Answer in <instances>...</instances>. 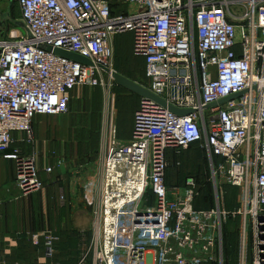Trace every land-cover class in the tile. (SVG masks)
<instances>
[{
	"label": "built area",
	"instance_id": "1",
	"mask_svg": "<svg viewBox=\"0 0 264 264\" xmlns=\"http://www.w3.org/2000/svg\"><path fill=\"white\" fill-rule=\"evenodd\" d=\"M16 2L24 34L0 37V155L14 163L20 195L44 185L33 157L11 150L13 134L33 143L34 117L67 113L75 88H102L111 99L116 37H132L145 89L163 103L140 99L126 143L115 140L114 124L107 127L100 170L107 178L110 164L135 168L126 186L132 196L115 209L111 225L110 210L99 204L93 242L79 264L88 256L90 264H222V225L230 217L241 222L244 249L249 235L254 240L253 264H264V0ZM105 113L104 120L114 115L113 104L106 102ZM195 145L212 188V207L204 210L194 208L200 195L194 178L173 190L165 184L167 155ZM226 186L239 190L232 212L225 210ZM51 244L44 264H55Z\"/></svg>",
	"mask_w": 264,
	"mask_h": 264
},
{
	"label": "rangeland",
	"instance_id": "2",
	"mask_svg": "<svg viewBox=\"0 0 264 264\" xmlns=\"http://www.w3.org/2000/svg\"><path fill=\"white\" fill-rule=\"evenodd\" d=\"M8 12L10 13L9 17L7 16ZM19 16L20 13L15 0H12V4H10L9 0H0V26L2 21L5 20L6 24L3 30L6 36L24 34V29L21 30L14 25L19 20ZM131 44L132 38L129 34L115 38L113 43V69L115 72L120 70L138 84L146 86L147 79L145 78L143 60L133 55ZM110 94L111 99L106 102L110 105L113 104L114 115L105 120L103 119V126H97V123H91L90 120L88 122V128H90L88 135L92 138L96 137V140L100 135L107 139L111 137V133L107 129L109 124L117 125L118 128H126L131 124L133 125V112L138 107L139 97L114 85L110 88ZM100 96H102V88L94 92L96 99H101ZM122 131L124 130L122 129ZM117 135L120 138L121 131L119 133L117 130ZM96 140L92 141V146L95 150L97 148ZM167 162L165 184L169 190L183 187L186 178L190 175L194 176L195 181L197 176L199 177V185H202L206 180L207 167L197 145L187 150L169 153ZM97 170L94 169V171ZM103 172V169H99L101 176L99 175V177L97 176L94 179L95 183L91 189L93 190L94 204L90 208L83 205L85 208L80 206L76 209L68 208L59 211L53 207L40 208L33 204L32 213L29 216L31 221L29 224V219L25 214L22 216L16 214L12 218L8 215V234L12 237L9 243H14L13 245L17 246L18 251H5V264H38L39 261L41 262L44 259L47 240H51L52 243L56 257H54V263L79 264L93 242V230L97 224V202L101 197V188L103 187ZM184 174H187L186 178H183ZM224 192L225 210L232 212L238 204L239 190L226 186ZM201 195V199L194 203V208L197 210H204L210 207L203 200L208 196L206 190L201 191ZM79 197L83 199V192L82 194L77 192L76 198ZM145 200L143 199V202H146ZM72 205L76 206L75 204ZM18 208L21 209V207ZM10 210L12 212L15 211L14 208H10ZM46 212H49V214L47 215ZM240 226V220L233 217L228 218L226 223L222 225V264H240L243 254L245 263L253 264L255 254L254 240L249 235L244 249ZM36 231H38V235ZM16 233H22V236H17L18 234ZM71 251H74L72 256ZM87 262L90 263L89 256L85 263Z\"/></svg>",
	"mask_w": 264,
	"mask_h": 264
},
{
	"label": "crops",
	"instance_id": "3",
	"mask_svg": "<svg viewBox=\"0 0 264 264\" xmlns=\"http://www.w3.org/2000/svg\"><path fill=\"white\" fill-rule=\"evenodd\" d=\"M9 2L12 4V0H9ZM16 5L19 9L17 2ZM18 21H20V18ZM2 22L4 23L0 26V33H3V37H7L3 30L6 22L5 20ZM114 86L120 87L115 82ZM143 87L145 88L146 86L143 85ZM97 89L100 88L78 87L71 91L69 94L68 112L65 114L35 116L32 120L33 143L27 144L23 135L13 134L15 142L11 150L19 148L24 155L33 157L38 169L39 179L44 185L40 192L27 196L20 195L15 185L14 163L0 155V250L4 256L6 254L5 251H18L17 246L13 245L14 243H9L12 237L8 234V215L12 218L16 214L18 216L25 214L29 219L33 204L40 208L53 207L59 211L68 208L76 209L80 206L84 207L83 205L89 208L93 206V190L91 189L95 183L94 179L97 176L99 177V158H102L101 154L107 148L102 135L97 140L96 137L92 138L88 135L90 132V128H88L89 120L91 123H97V126H103V119L106 116L108 92L102 90L101 99H96L94 92ZM140 99L139 97V101ZM136 110L133 114H135ZM132 129V124L126 128H118L117 125H114L115 140L119 143L128 142L131 139ZM117 130L119 133L121 131L120 138H118ZM95 140L97 144L96 150L92 146V141ZM49 168L51 172L47 173L46 169ZM94 169L98 170L94 171ZM94 172L96 173L94 174ZM111 177H113V173ZM61 192L64 193L63 200L60 199ZM77 192L79 194L83 192V199L80 197L76 198ZM18 207H21V209ZM10 208H14L15 211L12 212ZM46 214L48 215L49 212H46ZM30 222L29 219L28 224ZM36 233L37 235L39 234L38 231ZM16 234H18L17 236H22V233ZM44 263L45 259L41 262L39 261L38 264ZM85 264L90 263L87 262Z\"/></svg>",
	"mask_w": 264,
	"mask_h": 264
},
{
	"label": "bare ground",
	"instance_id": "4",
	"mask_svg": "<svg viewBox=\"0 0 264 264\" xmlns=\"http://www.w3.org/2000/svg\"><path fill=\"white\" fill-rule=\"evenodd\" d=\"M135 171V168L127 170L123 163H115L109 165L107 178L106 174H104L103 189L101 188V197L98 200V206L102 204L108 212L110 210V215L108 219H106L107 225H111L112 222L110 220H115V209H117L121 203L125 202L128 197L131 198L132 190H126V186H130L129 183ZM112 173L113 177H111ZM136 173H138V171ZM133 188L138 189L139 186L135 184ZM113 193L121 195H114Z\"/></svg>",
	"mask_w": 264,
	"mask_h": 264
},
{
	"label": "water",
	"instance_id": "5",
	"mask_svg": "<svg viewBox=\"0 0 264 264\" xmlns=\"http://www.w3.org/2000/svg\"><path fill=\"white\" fill-rule=\"evenodd\" d=\"M7 16L9 17V13H7ZM3 23L4 22H2L1 25ZM14 25L17 28H19V29H24V25L20 21L15 22ZM0 37L1 38L3 37V33H0ZM54 54L58 55L60 57L66 58L68 60H71L73 62H77V63L83 64V65H86V66H89V67H93V65H92V63L90 61H88L87 59L82 58V57H80L78 55L67 53V52H64V51L59 50V49L54 50ZM103 70L106 73H109L108 69H104L103 68ZM111 76H112V79L114 80V82L118 86H120L121 88L125 89L126 91L137 95L138 97H140L143 100H152V101H155L157 103L163 104L160 99H158L157 97H155L154 95L149 93L143 86L131 81L130 79L122 76L121 74H119V73H117L115 71H112ZM243 94L244 93H239L237 95H234V96H231L229 98L223 99V100H221L219 102V104H223V103H225L227 101H230V100H233L235 98L241 97ZM211 106L214 107L215 105L213 104ZM169 110L171 112L175 113V114H184V115L185 114H189L191 112V111H176L175 109H173L171 107L169 108Z\"/></svg>",
	"mask_w": 264,
	"mask_h": 264
},
{
	"label": "trees",
	"instance_id": "6",
	"mask_svg": "<svg viewBox=\"0 0 264 264\" xmlns=\"http://www.w3.org/2000/svg\"><path fill=\"white\" fill-rule=\"evenodd\" d=\"M119 74H121L122 76H124V77H126V78H128V79H130V80H132V81H134L132 78H130L129 76H127L126 74H124L123 72H121L120 70H116ZM191 148H192V146H191ZM202 155V154H201ZM202 159L204 160V162H205V164H206V161H205V158L203 157V155H202ZM206 167H207V165H206ZM186 176H187V174H184L183 175V178H186ZM189 178H194V176H189V177H187L186 178V180H185V182L187 181V179H189ZM198 181H199V177L197 176V179H196V184L198 185H196V187H197V190L200 192V195H199V197L196 199V201H198V200H200L201 199V191H203V190H206V192L208 193V196L205 198V199H203V200H205V202L210 206L209 208H211L212 207V203H213V201H212V188H211V185H210V183L208 182V167H207V177H206V180H205V182L202 184V185H199L198 184ZM209 208H207V209H209ZM72 254H74V251H71V256H72ZM56 258V257H55ZM72 259H74V258H72ZM53 261H54V259H53ZM55 264H56V262H55Z\"/></svg>",
	"mask_w": 264,
	"mask_h": 264
}]
</instances>
